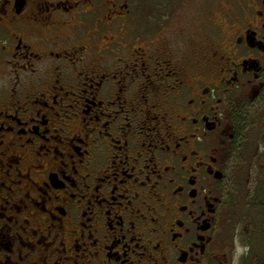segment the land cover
Wrapping results in <instances>:
<instances>
[{"label": "flooded vegetation", "instance_id": "1", "mask_svg": "<svg viewBox=\"0 0 264 264\" xmlns=\"http://www.w3.org/2000/svg\"><path fill=\"white\" fill-rule=\"evenodd\" d=\"M133 1L0 0V264H257L263 0Z\"/></svg>", "mask_w": 264, "mask_h": 264}, {"label": "rangeland", "instance_id": "2", "mask_svg": "<svg viewBox=\"0 0 264 264\" xmlns=\"http://www.w3.org/2000/svg\"><path fill=\"white\" fill-rule=\"evenodd\" d=\"M251 1L256 8L257 2L261 4L262 0ZM261 103L256 104L254 109L247 107L244 111L243 120L249 127L248 131L257 134L251 138V142L254 138V144L250 142L257 161L251 159L250 163L235 169L231 194L235 202L236 228L232 227L226 234L236 260H253L257 264H264V111H260L264 102Z\"/></svg>", "mask_w": 264, "mask_h": 264}, {"label": "water", "instance_id": "3", "mask_svg": "<svg viewBox=\"0 0 264 264\" xmlns=\"http://www.w3.org/2000/svg\"><path fill=\"white\" fill-rule=\"evenodd\" d=\"M21 5H22V3H21ZM263 7H264V0H263Z\"/></svg>", "mask_w": 264, "mask_h": 264}]
</instances>
